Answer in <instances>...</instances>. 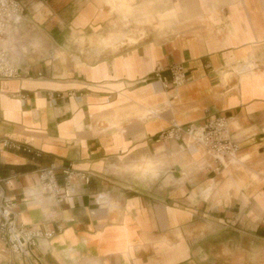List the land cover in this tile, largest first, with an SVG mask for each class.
Returning a JSON list of instances; mask_svg holds the SVG:
<instances>
[{
    "label": "crops",
    "instance_id": "obj_1",
    "mask_svg": "<svg viewBox=\"0 0 264 264\" xmlns=\"http://www.w3.org/2000/svg\"><path fill=\"white\" fill-rule=\"evenodd\" d=\"M9 31L20 77L0 78V174L17 221L55 230L32 260L264 264V0H32ZM175 63L189 78L166 89L154 73ZM219 115L240 144L221 163L159 138ZM49 166L90 181L59 200ZM0 264L28 261L0 237Z\"/></svg>",
    "mask_w": 264,
    "mask_h": 264
},
{
    "label": "built area",
    "instance_id": "obj_2",
    "mask_svg": "<svg viewBox=\"0 0 264 264\" xmlns=\"http://www.w3.org/2000/svg\"><path fill=\"white\" fill-rule=\"evenodd\" d=\"M32 0H0V78L11 79L20 77V69L11 57L10 51L1 45V40L8 30L18 24ZM170 75H164L156 70L154 77L161 82L164 88L177 90L184 85L188 72L183 64H172L168 68ZM160 140L188 141L210 152L216 161L222 162L240 150V144L231 137L229 120L225 116L209 118L203 125L172 124L160 134ZM21 149L17 144H6ZM27 152L32 149L24 148ZM64 183L60 184L56 177L55 168L49 166L40 171V180L43 188L59 200L69 198L72 194V179L78 177L89 183L90 177L86 174L75 173L71 168L62 170ZM4 178L0 174V237L7 242L10 248L28 264H40L32 260L33 248L41 237L51 238L55 230H35L17 221V202L10 197L4 186Z\"/></svg>",
    "mask_w": 264,
    "mask_h": 264
},
{
    "label": "rangeland",
    "instance_id": "obj_3",
    "mask_svg": "<svg viewBox=\"0 0 264 264\" xmlns=\"http://www.w3.org/2000/svg\"><path fill=\"white\" fill-rule=\"evenodd\" d=\"M5 39H10V41L12 42V43H14L15 44V42H16V38L14 37V35H13V33H11V31H9L8 33H7V35L4 37ZM4 39V40H5ZM3 40V41H4ZM111 40H112V38H108V39H104V40H102V42H99V45L100 46H105V47H107V46H111L112 45V42H111ZM5 42V41H4ZM104 43V44H103ZM95 43H93V45H94ZM3 47H5V48H8L6 45L5 46H3ZM15 47V46H14Z\"/></svg>",
    "mask_w": 264,
    "mask_h": 264
},
{
    "label": "bare ground",
    "instance_id": "obj_4",
    "mask_svg": "<svg viewBox=\"0 0 264 264\" xmlns=\"http://www.w3.org/2000/svg\"><path fill=\"white\" fill-rule=\"evenodd\" d=\"M8 33V32H7ZM5 38H3L2 40H1V45H2V42H3V40H4ZM3 46V45H2ZM7 50H9L8 48H6ZM10 51V50H9Z\"/></svg>",
    "mask_w": 264,
    "mask_h": 264
}]
</instances>
